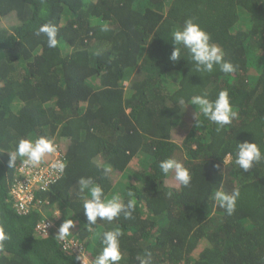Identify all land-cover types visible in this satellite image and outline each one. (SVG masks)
I'll use <instances>...</instances> for the list:
<instances>
[{
	"label": "trees",
	"instance_id": "16d2710c",
	"mask_svg": "<svg viewBox=\"0 0 264 264\" xmlns=\"http://www.w3.org/2000/svg\"><path fill=\"white\" fill-rule=\"evenodd\" d=\"M187 19L233 73L198 71L183 46L178 61L169 59L171 32ZM48 23L58 29L55 48L35 34ZM222 90L238 115L218 130L191 97L215 101ZM39 136L54 140L66 167L32 187L22 213L9 192L22 180L20 160L8 167L7 153ZM245 141L264 153V0H0V264H80V255L94 264L96 233L117 227L118 264H140L137 256L146 264H264V160L240 169ZM168 158L188 169L187 187L159 168ZM82 177L104 197L134 198L131 217L97 218L90 231ZM236 188L228 215L212 194ZM67 219L73 227L60 239ZM44 220L53 225L40 233Z\"/></svg>",
	"mask_w": 264,
	"mask_h": 264
},
{
	"label": "clouds",
	"instance_id": "9594fccd",
	"mask_svg": "<svg viewBox=\"0 0 264 264\" xmlns=\"http://www.w3.org/2000/svg\"><path fill=\"white\" fill-rule=\"evenodd\" d=\"M57 32V27L54 24L48 23L40 26L35 34L37 36L43 34L46 37L47 46L55 48L58 44L56 38ZM171 38L173 50L169 59L173 62L181 58V48L179 46H183L190 53L191 59L195 62L198 71L211 72L214 66H219L220 71L224 73H233L236 70L231 62L224 60L222 49L210 43V35L202 30L198 24L194 23L192 19H187L182 26L174 28L171 32ZM180 103L183 104L184 100L181 99ZM191 105L197 106L204 117L218 126V130L225 125H229L238 115L230 105L227 90L220 91L215 101H210L206 94L193 96L191 97ZM194 119L196 120V124L199 123L196 117ZM56 153L57 146L54 140L47 136L20 138L14 150L7 153L9 156L8 167H14L19 158L20 164L16 174L19 173V178H24L22 165L25 168H36L44 161L47 155ZM261 160H264V153L261 152L256 143L245 141L237 144L235 164L240 169L247 172L253 167L254 163H258ZM50 167L55 171L57 176L62 175L66 167V161L56 159L51 163ZM159 168L165 175L174 171L175 179L181 186L187 187L191 182L188 169L176 159L168 158L160 161ZM110 170L109 167L104 169L106 173ZM15 183L12 185L10 193L15 188ZM78 188L79 194L83 197V214L86 217L90 231L92 230L91 226L97 223V218L111 222L119 217L121 213H123L126 219L131 217L132 210L135 207L134 198L129 199L128 203L124 204L119 195H113L111 198L104 197L103 188L95 184L91 178H80L78 180ZM239 195L238 188L234 189L231 194L218 189L212 194V199L228 215H231L235 211ZM128 196L134 197V193L129 190ZM71 227H73V220H64L58 229V238L65 239L68 237ZM121 235L122 232L118 227L113 230L104 231L102 235L96 233V236L100 238L102 249L96 256L94 264H118L122 260L119 239ZM6 238L3 229L0 228V247H2V242ZM137 259L140 260V264H146L143 258L137 256Z\"/></svg>",
	"mask_w": 264,
	"mask_h": 264
},
{
	"label": "built area",
	"instance_id": "2783aa9c",
	"mask_svg": "<svg viewBox=\"0 0 264 264\" xmlns=\"http://www.w3.org/2000/svg\"><path fill=\"white\" fill-rule=\"evenodd\" d=\"M56 159L63 160V157L58 151L56 154H50V158L47 161L44 159V161L36 168H25L23 165L21 166L23 167L24 178H22V180L16 181L14 185L15 188L11 192L13 198L16 200L15 205L18 212H27V207L33 199L32 187L36 186L37 183L40 184L41 180L52 177L54 170L51 169L50 165ZM52 225L53 224L50 221L44 220L37 224L36 228L38 229V232L46 233ZM63 242L64 249H70L72 252L77 253L78 249L76 243L66 240H63ZM85 262L88 264L83 255H80V264H85Z\"/></svg>",
	"mask_w": 264,
	"mask_h": 264
},
{
	"label": "rangeland",
	"instance_id": "374dc122",
	"mask_svg": "<svg viewBox=\"0 0 264 264\" xmlns=\"http://www.w3.org/2000/svg\"><path fill=\"white\" fill-rule=\"evenodd\" d=\"M185 116H186V115H185ZM185 119H186V118H185ZM180 127H181L180 130H181L182 133L187 132L188 129H189V125H188V123H187L185 120L181 121V123H180ZM49 158H50V154L47 155V156L45 157L46 161H47ZM173 174H174V171H171V175H173Z\"/></svg>",
	"mask_w": 264,
	"mask_h": 264
}]
</instances>
